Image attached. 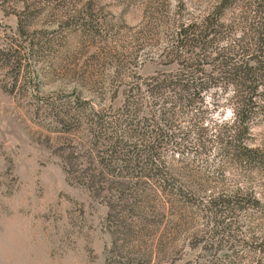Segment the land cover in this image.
Segmentation results:
<instances>
[{"label": "rangeland", "instance_id": "374dc122", "mask_svg": "<svg viewBox=\"0 0 264 264\" xmlns=\"http://www.w3.org/2000/svg\"><path fill=\"white\" fill-rule=\"evenodd\" d=\"M253 1L0 0V31L12 33L10 29L18 25L17 11L25 10L23 3H30L25 11H30L32 19L31 36L42 45L35 53L31 78L26 85L22 81L20 89L7 90L6 73L0 71V264H109V249L115 241L111 226L115 222L109 220V212L120 207V194L128 186L125 176L100 173L97 163L101 149L107 153L109 119L129 116L138 121L157 116L161 123L159 108L167 94L160 93L157 98L138 88L136 81L164 71L181 72L183 67L189 72L202 69L200 74L211 86L196 92L190 101L187 97L192 92L181 87L183 100L178 101L180 105L174 109L179 112L172 118L181 128L178 132L188 130V139L195 140L190 121L199 115L198 110L205 113L201 117L210 126L232 119L234 85L215 69L212 55L231 38L258 32L254 14L245 17L242 10ZM217 3L225 5L222 16L226 21L239 23L213 42L209 48L212 57H205L195 42L167 55L176 39L178 19L202 17ZM259 81L264 82V76ZM36 92L38 99H88L85 111L91 112L89 117L96 113L95 118L104 120L100 149L93 146L87 122L75 136L51 130L50 118L36 111ZM167 107L171 115L174 106ZM139 124L143 125L142 121ZM254 127L260 139L264 120ZM71 140L78 147V167L86 168L87 175H68L64 154L71 149ZM160 151L168 163L177 166L175 175H182L184 181L183 175H195L212 182L191 187L197 201L188 202L177 223L181 225L167 234L166 261L154 257L139 264H250L246 252L236 263H229L230 249L252 220L264 225V207L253 212L244 209L237 222L230 224L222 222L223 215L216 217L205 203L217 191L230 193L237 186L264 189V166L222 157L216 142L202 152L185 147L179 153L172 143L160 146ZM91 170L95 175L88 180ZM174 225L171 222L169 227ZM111 264L125 263L116 260Z\"/></svg>", "mask_w": 264, "mask_h": 264}, {"label": "trees", "instance_id": "16d2710c", "mask_svg": "<svg viewBox=\"0 0 264 264\" xmlns=\"http://www.w3.org/2000/svg\"><path fill=\"white\" fill-rule=\"evenodd\" d=\"M23 5L25 10L30 7V3ZM224 9L223 3H217L214 10L202 17H194L190 21L178 19L175 42L166 54L173 56L180 46L195 42L194 46L201 45L205 57L213 56L215 69L226 75L234 85V92L230 97L235 106L232 119L220 120L210 126L201 117L205 113L198 110L199 115L190 121L196 132L195 140L192 142L188 139V130L182 134L178 132L181 128L172 118L179 112L174 108L180 105L179 100H183L182 89L192 92L187 97L190 101L196 92L200 93L211 86L206 85L209 80L200 74L202 69L196 68L189 72L184 67L180 69L181 72L164 71L162 75L145 76L136 81L138 88H143L157 98H160V93L167 94L163 97L164 104L159 108L161 123L157 116L151 120L146 117L145 120L138 121L129 116L109 119L107 153L101 149L103 152L97 159L100 173L122 175L128 182V186L120 194V207L114 209L111 204L113 211L109 212V220L115 222L114 225L111 223L115 241L109 249V264L116 260L125 264H139L154 257L158 258V262L166 261L169 257L167 234L176 230V225H181L177 223L188 202L197 201L198 196L191 187L208 186L212 182V179L204 176L198 179L195 175H183L186 177L184 181L182 175H175L177 166L165 160L160 146L172 143L179 153L185 147L202 152L216 142L222 157H235L254 167L264 166V135L258 139L254 127L264 120V90H260L264 82L259 81L264 76V0H254L242 9L246 13L245 17L250 13L254 14L258 32L251 37L247 35V38H231L226 44L214 49V55L211 56L209 48L213 42L224 37L230 28L237 27L239 23L234 19L226 21V17L222 16ZM25 10L17 11L18 25L15 30L10 29L12 33L7 29L0 31V71L6 73L4 87L10 92L20 89L22 81L23 85L28 84L35 53L42 46L31 36L32 19L30 11ZM244 19L240 20V24ZM229 84L226 83L227 86ZM167 89L174 91L173 95ZM37 93L36 111L45 113L50 118L48 126L51 130L75 136L87 122L93 146L100 149L99 135L103 131L101 124L104 120L95 118L96 113L89 117L91 112L85 111L88 99L63 96L38 99ZM154 103L157 104L158 101ZM171 104L174 107L169 115L171 109L167 106ZM141 121L143 125L139 124ZM71 142L72 140L68 143L71 144V149L64 154L68 175H87L84 173L86 168L78 167L75 159L78 147ZM94 155L96 157L97 154ZM89 175L88 180H93L94 170ZM81 181L85 182V179ZM205 206L213 210L216 217L218 214L220 217L223 215L222 222L234 224L242 210L251 208L248 211L253 212V209L264 207V189L245 185L237 186L230 193L217 191L206 200ZM256 220H252L246 226V233L232 244L229 263H236V259H241L243 252H246L250 264H264V225ZM216 221L219 223V218ZM171 222L175 225L169 227ZM256 225L260 226V230L256 229ZM238 244L244 248H239Z\"/></svg>", "mask_w": 264, "mask_h": 264}]
</instances>
